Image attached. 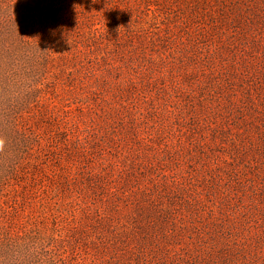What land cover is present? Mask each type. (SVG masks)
<instances>
[{"label":"rangeland","instance_id":"374dc122","mask_svg":"<svg viewBox=\"0 0 264 264\" xmlns=\"http://www.w3.org/2000/svg\"><path fill=\"white\" fill-rule=\"evenodd\" d=\"M0 264H264V0H0Z\"/></svg>","mask_w":264,"mask_h":264}]
</instances>
